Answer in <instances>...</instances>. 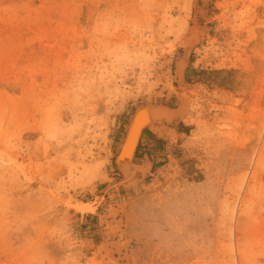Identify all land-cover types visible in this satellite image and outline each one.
I'll return each instance as SVG.
<instances>
[{
    "label": "rangeland",
    "instance_id": "rangeland-1",
    "mask_svg": "<svg viewBox=\"0 0 264 264\" xmlns=\"http://www.w3.org/2000/svg\"><path fill=\"white\" fill-rule=\"evenodd\" d=\"M0 264H264V0H0Z\"/></svg>",
    "mask_w": 264,
    "mask_h": 264
},
{
    "label": "bare ground",
    "instance_id": "bare-ground-1",
    "mask_svg": "<svg viewBox=\"0 0 264 264\" xmlns=\"http://www.w3.org/2000/svg\"><path fill=\"white\" fill-rule=\"evenodd\" d=\"M194 36V37H193ZM196 34H192L190 37L186 38L185 40V51L183 53V56L178 60L177 65V73L178 75H181L183 71L185 70L188 60L190 51L192 49V39L195 38ZM197 38V37H196ZM172 110L168 107L163 106H157V107H146L143 110L137 112L132 120L131 127L130 125L128 128H132V133L130 134L129 140H124L121 142L118 155L116 157V163L118 164V167L120 170L125 174H133V170L138 169L141 172L146 170L147 168L146 163L144 165H139L134 163V152L138 143V139L140 137V134L142 132V129L144 127H152L155 125V122L158 123V121L164 119L168 120L173 117H175L178 113H173ZM150 164V163H149ZM130 176V175H129Z\"/></svg>",
    "mask_w": 264,
    "mask_h": 264
},
{
    "label": "water",
    "instance_id": "water-1",
    "mask_svg": "<svg viewBox=\"0 0 264 264\" xmlns=\"http://www.w3.org/2000/svg\"><path fill=\"white\" fill-rule=\"evenodd\" d=\"M157 106H163V105L146 104V105H142V106L138 107V108L134 111V113L132 114L128 126L130 125V127H131L132 120H133V118H134V116H135V114H136L137 112L143 110V109L146 108V107H157ZM163 107H166V106H163ZM168 108H169V107H168ZM128 126H127V128H126V131H125V134H124V137H123L122 141L124 140V138H125L126 140H129V138L131 137L130 134L132 133L133 130H132V128H130V127L128 128ZM122 141H121V142H122ZM120 144H121V143H120ZM119 148H120V146H119ZM118 152H119V149H118ZM117 155H118V153H117ZM117 155H116V157H117ZM115 163H116V158H115ZM116 165H117V167H118V164H117V163H116Z\"/></svg>",
    "mask_w": 264,
    "mask_h": 264
},
{
    "label": "trees",
    "instance_id": "trees-1",
    "mask_svg": "<svg viewBox=\"0 0 264 264\" xmlns=\"http://www.w3.org/2000/svg\"><path fill=\"white\" fill-rule=\"evenodd\" d=\"M142 132H143L144 134H150V135L153 134V133L150 131L149 128H144Z\"/></svg>",
    "mask_w": 264,
    "mask_h": 264
},
{
    "label": "crops",
    "instance_id": "crops-1",
    "mask_svg": "<svg viewBox=\"0 0 264 264\" xmlns=\"http://www.w3.org/2000/svg\"><path fill=\"white\" fill-rule=\"evenodd\" d=\"M153 133H154V131H153Z\"/></svg>",
    "mask_w": 264,
    "mask_h": 264
}]
</instances>
